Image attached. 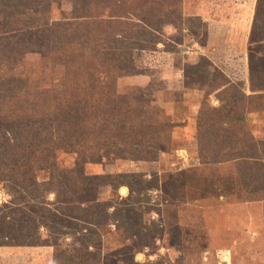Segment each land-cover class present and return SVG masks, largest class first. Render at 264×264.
<instances>
[{
    "label": "rangeland",
    "instance_id": "374dc122",
    "mask_svg": "<svg viewBox=\"0 0 264 264\" xmlns=\"http://www.w3.org/2000/svg\"><path fill=\"white\" fill-rule=\"evenodd\" d=\"M174 1L131 0L113 15L97 0L95 14L128 36L117 93L142 92L165 112L175 125L169 149L147 160L116 147L58 151L34 165L25 180L31 195L0 181V264H264V153H246L264 145V40L252 41L258 0H180L182 17L168 16ZM14 4L22 16L0 13V23L8 21L0 36L38 39L34 25L73 19L72 0H0V11ZM157 7L151 35L141 27L150 28ZM37 8L35 22L28 15ZM59 48L34 45L16 73L55 92L73 86L74 65L63 62ZM221 91L247 117L238 133L244 150L205 164L199 154L210 137L200 139L198 121L204 103L220 107ZM68 195L75 207L63 213L58 207Z\"/></svg>",
    "mask_w": 264,
    "mask_h": 264
},
{
    "label": "trees",
    "instance_id": "16d2710c",
    "mask_svg": "<svg viewBox=\"0 0 264 264\" xmlns=\"http://www.w3.org/2000/svg\"><path fill=\"white\" fill-rule=\"evenodd\" d=\"M96 1L72 0L73 19L53 25H34L38 39H27L25 33L6 35L9 31L0 36V41L5 43L4 50L0 52V181H9L14 193L31 195L33 190L25 180L33 175L34 165L52 160L58 151L84 153L94 148L116 147L124 156L147 160L153 151L157 154L169 149L175 125L169 122L165 112L154 108L142 92L131 95L117 93V76L127 68L120 50L131 47L126 43L128 36L124 31L114 33L118 28L111 20L95 17ZM129 1L105 0L102 8H109L116 15L123 5L129 6ZM179 1L172 3L173 9H165V14L180 15ZM18 7L14 4V10L5 9L0 13L21 15L22 9ZM42 10L37 8L28 17L36 22ZM151 11L154 18L150 21V28L143 25L141 28L154 35L155 24H158L155 16L162 11L158 7ZM162 18L163 24L169 22L165 16H159ZM6 22L0 23L4 30L7 29L3 26ZM125 23L120 27L127 29ZM157 40L162 39L157 37ZM257 40H264V0L257 1L253 20L252 41ZM34 45L46 46L50 52L55 48L62 49L63 62L68 66L74 65V71L68 76L73 80V86L68 85L62 92H55L54 89H43L38 80L31 79L30 73L24 76L16 73L17 65L22 63L24 55L33 50ZM50 52H46L45 57H49ZM251 69L253 76L254 69ZM68 78L66 85L70 82ZM223 93L220 92L222 104L219 108L212 110L204 103L201 109L198 135L203 141L210 137L199 154L205 164L231 161L232 156L234 160L244 150V137L238 133L241 127L247 128V117L240 105L224 98ZM116 120L118 125L114 123ZM231 128L233 133L229 130ZM203 133L209 136L202 138ZM226 146L228 149L224 150ZM246 153L260 156L264 153V145L262 150L254 147ZM256 165L263 168L262 161ZM72 200L69 195L61 199L58 209L63 213L72 212L75 207ZM54 214L49 212V216Z\"/></svg>",
    "mask_w": 264,
    "mask_h": 264
},
{
    "label": "bare ground",
    "instance_id": "6f19581e",
    "mask_svg": "<svg viewBox=\"0 0 264 264\" xmlns=\"http://www.w3.org/2000/svg\"><path fill=\"white\" fill-rule=\"evenodd\" d=\"M126 189H127V188H123L122 191H123L124 193H126V192H127ZM143 257H144V256H143Z\"/></svg>",
    "mask_w": 264,
    "mask_h": 264
}]
</instances>
